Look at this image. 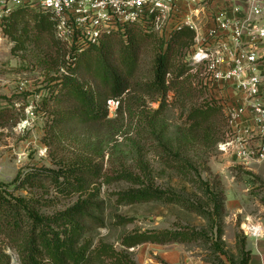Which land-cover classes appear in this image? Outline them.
<instances>
[{"label": "rangeland", "instance_id": "rangeland-1", "mask_svg": "<svg viewBox=\"0 0 264 264\" xmlns=\"http://www.w3.org/2000/svg\"><path fill=\"white\" fill-rule=\"evenodd\" d=\"M223 2L217 0L214 7L220 8ZM158 38L143 37L140 67L134 81L151 80L154 58L160 51ZM12 43L11 46L9 42L2 41L0 47V107L10 111L8 125L0 129V183L6 186L11 185L20 171L33 167H56L55 161L74 159L100 147L99 138L90 139L81 129L51 137L49 130L53 115L50 112L55 105L51 100V78L56 75V69L46 56L50 42L45 36L36 37L27 42L23 50H17L13 40ZM116 45L118 42H115V49ZM191 56L192 49L186 58L181 59L190 70L174 81V75L169 74L167 83L170 88L165 96H145L136 89L121 96L124 118L112 123L109 132L101 128L99 160L104 173H110L123 163L137 172L147 168L149 178L160 186L173 187L191 199L201 198L206 202V191L191 182L193 172L182 166L186 161L192 162L203 179L212 185L220 183L216 190L222 189L226 195V212L221 221L224 233L220 240L224 253H216L210 242L147 243L131 250L139 264H163V261L170 264H241L243 255L240 247L244 243L248 251V237L252 236L246 233L244 224L255 226L264 217V179L257 172L244 168L237 152L226 146L235 135L226 112L224 118L210 123L205 130L192 129L187 122V114L192 107L206 102L223 107L205 84L207 66L193 64ZM179 61L175 59L174 64L178 65ZM89 81L93 79L89 78ZM47 102L48 106L45 105ZM44 185L38 193L49 196L54 203L43 211L64 209L76 201V197L57 195L50 182ZM128 186L125 182L105 184L101 179L103 213L100 216L105 224L89 232L95 242L104 239L119 249L121 237L132 230L167 229L175 225L210 233L209 222L204 216L177 204L117 205L114 193ZM9 189L14 196L28 194L14 186H9ZM209 208L213 209L212 206ZM117 214L136 219L128 225L116 226ZM0 251L8 256L10 263L11 253L21 259L20 244L9 239L1 229ZM218 255L223 263L217 262Z\"/></svg>", "mask_w": 264, "mask_h": 264}, {"label": "trees", "instance_id": "trees-1", "mask_svg": "<svg viewBox=\"0 0 264 264\" xmlns=\"http://www.w3.org/2000/svg\"><path fill=\"white\" fill-rule=\"evenodd\" d=\"M55 25L51 15L23 5L6 19L4 31L15 42L17 50H23L26 43L36 37L45 36L50 42L46 56L56 69V75L51 78V100L55 103L50 112L53 115L49 130L51 137L81 129L90 139L99 138L100 147L74 159L55 161L56 167H33L20 171L9 186L26 190L27 195L14 196L9 186L0 183V229L9 239L20 244L21 264H139L131 249L147 243L210 242L216 253H224L220 240L224 233L221 221L226 212V195L222 189L216 190L220 183L212 185L203 179L192 162L186 161L182 166L193 172L191 182L206 191V202L201 198L191 199L173 187L160 186L149 178L147 168L137 172L123 163L110 173H104L99 160L101 128L109 132L112 123L124 118L122 99L114 119L109 118L107 100L121 98L126 91L133 89L154 98L165 96L170 88L167 83L169 74L174 75V81L190 70L181 59L186 58L193 48L196 32L183 26L173 30L165 41L155 34L145 33L138 25H131L74 54L56 38ZM143 37H156L161 45L154 58L151 80L138 83L134 80L140 67ZM115 42H118L116 49ZM175 59L181 63L174 64ZM45 105L48 106V102ZM224 114L221 105L206 102L190 109L187 122L192 129L205 130L210 123L224 118ZM9 116V109L0 107V129L8 125ZM159 143L164 145L161 141ZM101 179L105 184H129L114 193L117 205L150 202L177 204L204 216L209 222L210 233L195 227L175 225L167 229L132 230L121 237L119 249L104 239L95 242L89 232L105 224L100 216L103 213L99 187ZM46 182L54 186L57 195L71 199L76 197V201L64 209L43 211L54 203L49 196L38 193ZM135 219L117 214L114 224L124 226ZM245 246L242 243L240 247L243 255L241 264H248L250 260V251H246ZM217 262L223 263L219 255ZM0 264H10L8 256L2 251ZM163 264L170 263L163 261Z\"/></svg>", "mask_w": 264, "mask_h": 264}, {"label": "built area", "instance_id": "built-area-1", "mask_svg": "<svg viewBox=\"0 0 264 264\" xmlns=\"http://www.w3.org/2000/svg\"><path fill=\"white\" fill-rule=\"evenodd\" d=\"M216 1L0 0V47L2 41L12 46L4 23L23 5L51 15L56 23V38L74 54L131 25H138L145 33L155 34L165 41L173 30L188 26L196 32L192 62L207 66L205 84L223 105L232 126L238 125L246 111H252L255 124L264 132V94L261 91L264 70L260 69L264 59V55H260L264 47V0H223L218 9L214 7ZM232 87L243 95L242 104L227 102L228 96L223 94L216 96L218 91ZM120 105L121 98L107 100L109 117L117 116ZM226 146H234L242 160L252 158L264 163V141L254 149L241 139H232ZM11 256L10 264H21L16 254L11 253Z\"/></svg>", "mask_w": 264, "mask_h": 264}, {"label": "crops", "instance_id": "crops-1", "mask_svg": "<svg viewBox=\"0 0 264 264\" xmlns=\"http://www.w3.org/2000/svg\"><path fill=\"white\" fill-rule=\"evenodd\" d=\"M260 55H264V47L260 49ZM260 69L264 70V59L260 63ZM261 91L264 94V87ZM222 94L226 97L228 96L226 98L228 99L227 102H231L234 105L244 102L242 99L243 95L236 90L234 91L233 87L230 90L218 91L216 96L221 97ZM234 132L235 135L233 140L241 139L251 149L256 148L264 141V132H261L259 127L255 124L252 111H246L244 113L241 121L234 127ZM232 148L234 149V146ZM239 162H241L244 168L257 172V174L264 179V163H258L252 158H249L247 161L239 158ZM262 207L264 210V205ZM255 226L257 230L253 234L258 235L260 231V235L248 237V250L250 251V260L248 264H264V217H262Z\"/></svg>", "mask_w": 264, "mask_h": 264}, {"label": "bare ground", "instance_id": "bare-ground-1", "mask_svg": "<svg viewBox=\"0 0 264 264\" xmlns=\"http://www.w3.org/2000/svg\"><path fill=\"white\" fill-rule=\"evenodd\" d=\"M244 227L247 230V232H249V233H255L257 230L255 226H253L252 224H248V223L244 224ZM258 235H260V231H259Z\"/></svg>", "mask_w": 264, "mask_h": 264}]
</instances>
